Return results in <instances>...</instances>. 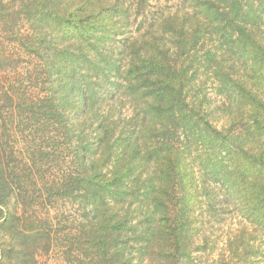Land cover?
<instances>
[{
  "label": "trees",
  "instance_id": "obj_1",
  "mask_svg": "<svg viewBox=\"0 0 264 264\" xmlns=\"http://www.w3.org/2000/svg\"><path fill=\"white\" fill-rule=\"evenodd\" d=\"M150 1L0 0V42L17 48L0 60L39 62L51 89L0 88V232L25 172L67 160L80 264H200L214 218L229 226L213 264H264V0H180L148 19ZM22 108L63 142L24 149L17 173ZM7 234L0 264H30L26 235Z\"/></svg>",
  "mask_w": 264,
  "mask_h": 264
},
{
  "label": "rangeland",
  "instance_id": "obj_2",
  "mask_svg": "<svg viewBox=\"0 0 264 264\" xmlns=\"http://www.w3.org/2000/svg\"><path fill=\"white\" fill-rule=\"evenodd\" d=\"M178 2L180 0H151L147 18H154V13H157L156 9L159 7H166L164 11L167 12L172 11L178 6ZM137 23L133 24V28H135ZM22 30H24L23 26L21 28ZM13 44L12 41L0 42V55L2 52L6 53L7 56L13 54L16 59L17 57L14 53H17V48H13L16 47ZM114 44L116 45L117 43L114 42ZM115 45L107 47L114 48ZM6 55L5 57H7ZM5 57L0 60V88L15 91L21 86V95L34 99H42L46 94L50 93V84L45 76V70H40L38 75L34 71L37 70L36 68L39 66V62H29L27 60L29 63L26 64L23 60L17 62L14 58L7 60ZM109 89L110 87L106 88L107 91ZM210 100L215 104L218 98L211 93ZM2 105L0 112L5 113L6 107L3 108ZM8 117H6L7 120L11 121ZM25 117H28L27 111L23 110V108L19 109L13 113V125L8 126V128H12L20 122L18 128L14 129L17 145L15 147L20 151H15L14 155L10 156L7 150L8 157L6 158L9 160L10 156V160L15 163L13 165L17 167L16 172L19 168L28 169V165L21 158L22 151L25 153L24 149L34 144L48 147L49 143L53 142L56 147L63 142L59 133L50 132V129L46 127L47 125L42 120H37L38 117L33 118L31 116V120H25ZM215 124L220 125V122L216 121ZM2 140L4 143L7 142L6 132ZM69 152L70 150H67L66 154ZM19 162L21 166L18 164ZM66 164L67 160H57L54 165L50 163L40 164L39 162L37 163V167H40L41 170L37 175L34 174L35 170L29 173L28 169L25 172L26 177H22L19 182L22 187L24 185L26 186L21 192L15 191L7 210H3L4 215L6 214L5 211H9L11 216H15L18 221L11 218L9 225L7 226L6 224L2 228L3 231L0 232V243L5 245L4 243L9 242V234L7 233L12 228H14V231L20 233L18 236L22 237V234L24 236L26 235L25 241L29 245V248H27L28 251L26 252L30 256L28 258L30 264H80V261L83 259L81 254L77 252L78 248L81 249V246L77 243L73 244V236L70 239V235L79 234L81 231L83 211L79 208L77 201L64 196V191L62 190L65 180L64 172L69 167ZM17 173L20 172L18 171ZM28 177L31 180L27 179ZM24 181L26 184H24ZM213 220L214 222L210 221L206 223L204 230L213 244H215L216 250L213 255H201L200 264H213L214 260L217 259V253H220L219 249L226 235L227 227L229 226L228 223L218 225L215 218ZM88 230L89 228H87ZM38 232L43 233L40 241L36 239ZM47 233H49V240H51L50 245H48L50 246L49 248L46 245L48 241L46 238L48 236ZM85 247L83 246V248ZM82 253L89 256L90 248L87 246L86 250Z\"/></svg>",
  "mask_w": 264,
  "mask_h": 264
}]
</instances>
